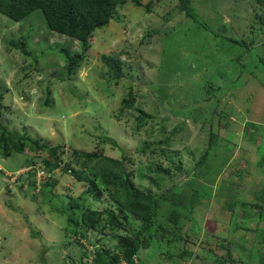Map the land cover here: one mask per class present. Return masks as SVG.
Segmentation results:
<instances>
[{"label":"rangeland","instance_id":"rangeland-1","mask_svg":"<svg viewBox=\"0 0 264 264\" xmlns=\"http://www.w3.org/2000/svg\"><path fill=\"white\" fill-rule=\"evenodd\" d=\"M147 1L144 0V4ZM207 1L201 4L192 0L195 11L206 23L205 29H198L192 20L183 21L184 11L180 10L178 0H160L147 6L126 2L118 10L119 20L112 18L107 25L91 33L92 45L86 52L84 62L65 80L59 79V76L65 77L63 56L56 52L48 55L46 52L44 58L41 54L39 71H30L24 77L28 69L34 66L33 58L13 50L9 42L20 35L25 36L26 48L39 57L41 51L52 47L80 52L78 40L50 30L40 9L21 22L0 14V83L7 88L3 100L6 105L3 122L18 134L26 132L34 138H42L48 144L61 143L67 150H92L101 146L106 155L114 158H120L124 152L134 157L133 164L127 162V165L138 170L147 167L149 158L143 153L139 154L136 148L142 145L143 140H152L158 135V122L162 124L164 116L169 118L166 123L168 129L184 119L183 129L179 133L184 139L179 140L176 146L181 151L185 166L193 164L188 152L195 151L197 156L195 147H203L206 131L201 130L200 121L192 122L190 118L176 113L180 102L197 114L202 112L209 115L213 107L216 112L224 109L229 112V117H214L213 124L222 138H228L236 144L230 159L232 166L226 167V171L242 170L246 184L243 192L246 197H251V192L257 188L264 174L256 165L259 149L245 140L242 127L245 121L264 125V64L251 61L261 56L264 58V31L255 36L257 43L251 50L244 52L243 47L227 41L223 34L239 39L246 35L247 29H240L242 14L248 9L249 14L252 12L251 3L245 0ZM233 13L238 16H233ZM182 21L184 24H179ZM222 24L228 26L227 33L219 29ZM153 29L161 32L168 29L170 34H165L157 41L156 35H153L147 48L140 46L141 38ZM124 46L139 48L141 52L138 57L121 54L123 62L135 66H152L140 71V79L136 81L123 78L116 82L111 79L100 59L103 53H120ZM236 56L243 59L241 65L247 67L248 74L238 62L234 70L230 59ZM238 75L242 76L244 83L238 80L234 85L227 86ZM207 81L213 82L214 90L211 91L212 99L206 102L203 101L205 97L200 87L203 84L205 88L209 86ZM129 82L137 93L136 100L145 111L156 115L154 122L139 131L135 130L134 111L119 112ZM164 86L169 88L167 92L164 91V98L161 93L157 97L156 90ZM47 88L50 91L49 105L45 104ZM107 136L111 137L112 142L115 140L117 146L110 140L102 141ZM41 156L43 153L27 151L9 155L0 153V168L3 169L0 175V264H69L70 259L78 262L85 250L91 255L93 248L88 240L80 239L83 247L75 243L76 235L69 232L66 215L57 213L53 208H62L63 204L66 206L69 199L65 195H79L85 184H73V179L68 182L70 177L63 181L62 177L55 187L61 195L52 197L51 201L41 202L39 195L34 198L31 196L29 176L19 175L26 171L25 166L33 157L39 160ZM17 171L19 176L7 175ZM228 177L233 176L228 174ZM136 181L146 183L143 177L136 176ZM107 200L105 196L95 202L94 207H103ZM212 200L206 207L199 205L194 212L195 220L202 227V234L197 241L205 234L226 239L232 235L235 241L234 256L245 259L246 255L239 246H248L253 234L235 229L232 219ZM254 223L255 220L246 225L254 226ZM138 224V221L130 219L129 228L135 230ZM104 242H108L107 238H104ZM203 246L196 247L190 258L180 259L178 263L217 264L214 253H209L207 260L203 259L209 245L204 242ZM162 248V245L153 242L148 249L140 252V257L145 259L146 264H166L167 260L160 252ZM259 248L264 247L257 243L251 252L252 256L257 255ZM216 252L225 251L221 249ZM86 260L87 263L90 261ZM248 263L256 264V261L250 259Z\"/></svg>","mask_w":264,"mask_h":264},{"label":"trees","instance_id":"trees-1","mask_svg":"<svg viewBox=\"0 0 264 264\" xmlns=\"http://www.w3.org/2000/svg\"><path fill=\"white\" fill-rule=\"evenodd\" d=\"M128 1L136 6H147L160 0H148L147 4H144V0H0V14L21 22L36 9H40L50 30L74 38L80 44V52H72L64 47H52L41 51L38 57L26 48L25 36L20 35L18 39L10 40L13 50L21 52L25 57L33 58L34 66L28 69L24 77H27L30 71H39L40 55L42 54L44 58L46 52V55L56 52L57 55L63 56L62 67L65 77L59 76V79L65 80L70 77L86 58V52L92 45L91 33L96 28L107 25L112 18L119 20L118 10ZM197 1L201 4L203 1L208 2ZM245 1H249L252 5L250 14L249 9L242 14L243 24L240 29H247L246 35L240 39L226 34L223 36L227 41L243 47L244 52H249L257 43L255 36L264 31V0ZM178 3L180 10L184 11L183 21L192 20L198 29L206 28V23L195 11L192 0H178ZM232 15L238 16L236 13ZM183 21L179 24L183 25ZM227 27L226 24H222L219 29L222 33H227ZM165 30L163 32L150 30L141 38L140 46L147 48L146 45H150L153 35H156L157 41L165 34H170L168 29ZM126 46L120 53L100 55L101 61L107 68L106 73L116 82L123 78V80L136 81L140 79L138 75L140 71L152 67L149 64V66L142 64L135 66L123 62L120 58L121 54L138 57L141 52L139 48ZM135 53L136 55L133 56ZM254 56L257 57L258 54ZM262 58L261 56L251 61L264 64ZM230 61L234 70L237 69L235 63L238 62L247 73V67L241 65L244 61L240 56L232 57ZM228 74L230 75L231 72L228 71ZM238 80L244 83L242 76L238 75L227 86L234 85ZM212 83L207 81L209 86L206 88L204 84L199 86L205 97L203 101L212 99L211 91L214 90ZM125 88L126 93L122 97L119 112L134 111V126L135 130L139 131L148 123L154 122L156 115L145 111L136 100L137 93L133 91L131 82ZM164 88L165 86L156 90L157 97H160L161 93L164 98V91L167 92L169 89L164 90ZM6 90L7 88L0 83V153L3 155L24 151L43 153L39 160L33 157L25 166L29 170L19 174L29 176L28 189L31 196L34 198L39 195L40 201L43 202L51 201L52 197L61 195L55 187L62 177L63 181L70 177L71 180H67L68 182L73 179V184L74 182L85 184L79 195H65L69 199L66 206L63 204L62 208L53 207L57 213L66 215L65 219L69 226L67 229L71 234L76 235L75 243L83 247L80 239L84 238L93 248L91 255L85 250L81 253L78 262L70 259L69 264H146L145 259H141L140 252L148 249L153 242L163 246L160 252L165 256L166 264H184L178 263V260L190 258L196 247H204V242L209 245L208 253L203 256L204 260H207L209 253H214L217 264H249L250 259L256 261V264H264V248H259L256 256L251 254L257 243L264 247V176L257 188L251 192V197H246L243 192L246 184L242 170L239 168L238 171L229 169L226 171V167L232 166L230 159L236 144L228 138L221 137L214 129L213 118L227 119L229 112L224 109L216 112V108L213 107L209 115H204L202 112L197 114L180 102L178 109L175 110L176 113L190 118L192 122L200 121L201 130L206 131L203 147L201 149L195 147L197 156L195 151L188 152L193 164L185 166L181 151L176 146L179 140L184 139L183 135H179L185 123L184 119L168 129L166 123L169 118L164 116L162 124L161 121L157 123L158 135L152 140H143L142 145L136 148L139 154L143 153L149 158L147 167H140L137 170L127 165V162L133 164L134 157L124 152L120 158H114L106 155L105 149L101 146H96L92 150L78 148L67 150L61 143L48 144L42 138H34L26 132L18 134L12 131L2 120L6 108L3 102ZM50 102V91L47 88L45 104L49 105ZM242 131L245 140L258 147L260 154L256 165L264 174V125L245 121ZM105 140L111 141V137H103L102 141ZM115 142L114 140L112 143L117 146ZM65 153L68 155L65 156ZM38 168L46 172L39 184L35 180ZM18 173L17 171L7 175L15 177ZM2 174L3 169L0 168V175ZM228 174H232L233 177L229 178ZM136 176L143 177L146 183H138ZM105 196L108 200L103 207H94V203ZM211 200L232 219L235 229L253 234L248 246H239L246 255L245 259L241 257L237 259L234 256L235 241L232 235L226 239L214 234H205L200 241H197L202 234V227L195 220L194 212L199 205L206 207ZM130 219L139 223L135 230L129 228ZM253 220H255L254 226L246 225ZM104 238H107V243L104 242ZM221 249L225 252L218 254L216 250L221 251ZM85 259L90 261L87 263Z\"/></svg>","mask_w":264,"mask_h":264},{"label":"built area","instance_id":"built-area-1","mask_svg":"<svg viewBox=\"0 0 264 264\" xmlns=\"http://www.w3.org/2000/svg\"><path fill=\"white\" fill-rule=\"evenodd\" d=\"M25 170H29V168H26ZM45 175H46V172L38 168L37 173H36V183L39 184L41 182L42 177H44Z\"/></svg>","mask_w":264,"mask_h":264}]
</instances>
